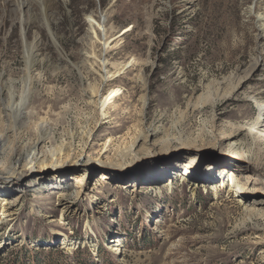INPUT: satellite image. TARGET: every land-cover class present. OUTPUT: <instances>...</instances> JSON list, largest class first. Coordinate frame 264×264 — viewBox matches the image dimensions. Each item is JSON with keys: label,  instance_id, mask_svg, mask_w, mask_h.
<instances>
[{"label": "rangeland", "instance_id": "374dc122", "mask_svg": "<svg viewBox=\"0 0 264 264\" xmlns=\"http://www.w3.org/2000/svg\"><path fill=\"white\" fill-rule=\"evenodd\" d=\"M28 2L0 0V107L11 94L3 86L18 101L31 80L30 116L51 117L66 139L91 130L80 139L92 159L70 164V147L62 165L79 164L84 177L78 188L74 172L66 177L73 190L63 200L35 195L28 169L13 182L17 214L2 218L0 264H264V141L253 145L256 158L239 159L221 134L250 143L237 128L264 102V0ZM117 87L102 115L100 97ZM148 125L172 139L118 163L93 161L98 152L115 158ZM200 129L205 138L193 141ZM213 165L234 168L239 193L212 186Z\"/></svg>", "mask_w": 264, "mask_h": 264}, {"label": "bare ground", "instance_id": "6f19581e", "mask_svg": "<svg viewBox=\"0 0 264 264\" xmlns=\"http://www.w3.org/2000/svg\"><path fill=\"white\" fill-rule=\"evenodd\" d=\"M19 2H20V6L23 7L29 4L28 0H21V1L19 0ZM26 53H27L26 59L28 65L27 67L31 68L34 65V61H35L34 49H31L30 47L26 50ZM123 66H125V64ZM123 66L119 68L118 73L122 70ZM114 75L115 74L112 73L111 77H113ZM29 81H26L23 84L21 89L20 99L18 101H16V94L14 93L13 85H10L8 87L3 86L1 88V90L4 88L7 90L10 89L11 94H9L6 100H4L3 103H1V107H0V178L3 179L4 182L6 183L0 190V199L2 204L0 209L1 212L0 224L3 217H7L11 219V217H14L17 214L16 207L18 205L14 204L15 201L13 199L15 197L13 198L12 196L10 197L8 192L14 185L13 184L14 181L15 182L18 181L17 183L19 184L20 181L21 182L24 181L22 174L25 170L28 169L31 175L33 176L32 179L30 180L28 179V180L29 182H32L31 189L35 195L43 196L46 195L47 193H51L54 191V193L55 192L57 193L56 194L57 200L58 199L63 200L61 198L67 197L68 190L69 191L73 190L72 186L71 187L68 186L66 177L68 176L69 178L70 177L69 174L74 172L75 174L73 175L72 178L75 180V184L77 185V188L81 187L84 177V174H80L79 164L78 166L76 165V166H65V167L62 165V163H68L67 161L71 155L70 147L74 146V148L78 150L77 154L75 153L76 156L71 158L72 162L70 164L80 163V165H83L85 160L92 159L91 153H89L88 150L86 151L85 149L87 147V143L85 141L86 139L81 141L82 137L88 134L89 133L88 131L91 130L88 129L86 131L85 129V131L83 132L84 134L80 135L82 137L78 136L79 137L78 140H75V138L73 137L71 138L69 137L68 139H66L61 137V133L58 132L57 129L58 127H56L51 117H47V116L41 118L39 117L38 120H35L33 116H30L32 113L34 114V112L30 109L31 102L29 98H30L31 90L33 89V85L31 84L32 81L31 82ZM119 92H120L119 87L111 88V90L104 97L102 96L100 97V107H101L102 115L107 114L106 106L111 102V100L117 94H119ZM258 106H259L258 116L250 123L240 125V127L237 128L239 133L245 134V137L249 139L250 143H248L246 140H240L232 132L226 133L223 130L221 131V134L225 135L223 136L225 145L229 149H231L233 155L239 159H242L243 155L246 157V159L256 158L255 155L250 154L251 152H253V145L256 144L258 140L264 141V102L259 103ZM22 117L28 119L27 124L24 125L19 124L20 118ZM205 122L207 121H203L202 123ZM204 126H206V124ZM201 130L202 129H200L198 133L196 132L197 134L195 133L196 136L193 138V141L205 138L206 135L201 133ZM210 132L212 135V131H208V134H210ZM165 135H166L165 133L163 136L160 135L159 130L157 128H154V126L148 125L147 128L145 126L140 129L138 134L132 137L129 143L127 142L125 145H121L117 149L114 156L115 158L111 159L108 156L104 158L103 153L101 154L100 152H98L97 154H95V158H93V161L100 162L103 160L104 161L109 160L108 162L118 163V161L122 160L127 154L136 153L141 149L148 148V143L155 144L163 140L165 141L167 139L168 140L172 139L169 136V134L168 136ZM183 138H184L183 136L176 137V139L184 140V141L190 139V138L187 139V137H185L184 139ZM106 145H107V141H104L102 143L103 147H101V150L103 148H106ZM83 151L88 152V154L83 153ZM235 152L240 153V155H237ZM96 164L98 163H95V165L93 164V166H97ZM88 165L92 166L91 163H89ZM184 165H185L184 170L180 172V174L185 173L188 175V171H191V169L188 167L187 163H185ZM213 166L205 167L206 170L208 169L207 172H209V175L212 178V180H214L213 181L214 184H212V186L215 188L217 187L220 188L219 186L221 185L222 188L226 187L228 188V190H233L235 191V193H239L240 189L238 186V181H236L237 185L234 184L235 183L234 180L236 179L237 176L234 172V168L226 169V167L219 166L217 168L216 166L214 167ZM38 167L40 169H38ZM150 170H153V172H155L156 170L159 171L158 173L153 174V176L155 175L159 177L160 174H163V177L166 176L164 178V182L162 185H170V186L172 185L173 183L172 176L170 175V173H167V170H165L164 168L160 169L158 166H153L150 168ZM76 171H79L78 172L79 174L76 173ZM194 173L195 172H192V174ZM39 174H41L43 177ZM100 174H101L100 180L102 182L105 181L106 176L103 175V173ZM50 175L56 178H54V180L50 182H45L40 186L41 182H38L37 179L38 178L46 179ZM195 177L197 180L199 178V175L195 173ZM29 182H26L25 187H27V184ZM155 182L150 181L149 184L148 182L145 183L147 185L146 188L153 187ZM64 185L66 188H63ZM243 204H245V201H243ZM249 205L250 203L248 204V206ZM61 206H62L61 207L62 213L64 212L66 214V212L71 211L72 206H70L68 202H62ZM53 230L56 231L55 229Z\"/></svg>", "mask_w": 264, "mask_h": 264}]
</instances>
